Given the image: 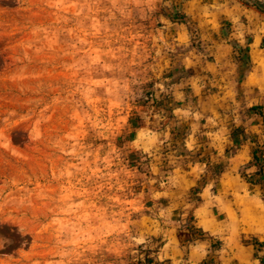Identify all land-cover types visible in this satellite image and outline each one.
I'll list each match as a JSON object with an SVG mask.
<instances>
[{"label": "rangeland", "instance_id": "374dc122", "mask_svg": "<svg viewBox=\"0 0 264 264\" xmlns=\"http://www.w3.org/2000/svg\"><path fill=\"white\" fill-rule=\"evenodd\" d=\"M262 231L264 0H0V264H263Z\"/></svg>", "mask_w": 264, "mask_h": 264}, {"label": "crops", "instance_id": "0c3cea01", "mask_svg": "<svg viewBox=\"0 0 264 264\" xmlns=\"http://www.w3.org/2000/svg\"><path fill=\"white\" fill-rule=\"evenodd\" d=\"M215 16H217V23L222 20H227L228 22L232 23V29L237 28L236 21H234L236 19L233 17L234 15L227 16L226 13L225 15H219L218 11L215 10ZM218 26L221 27L222 25L220 24ZM236 34L237 32L233 33L234 37H236ZM237 42L240 43L241 41L238 40ZM247 46L250 47V44H248ZM222 47L227 48L228 46ZM210 213L211 212L208 211V214L206 216H202L197 219V227L205 234V237H207L208 240H210L212 243H215V217L211 216ZM253 236L257 238L259 244H264V231H262L261 233H253ZM179 245V240H177V243H175L174 239L164 245V248H166L167 246V249L165 250L167 252L166 258L172 259L176 264H180L181 261L182 264H200L203 260L207 259V256H209L211 252V250H209L211 244L205 245V239L194 240L189 246H187L186 250L185 247H179ZM261 247L264 249V245ZM217 253H220V250ZM227 255L231 254L227 252ZM233 255L235 256V260L239 264L240 260H245L246 262H249L251 264H261L260 260L256 256H254L253 245L238 247L236 251L233 252ZM217 260L219 261V264L232 263V258L228 256L225 257L224 255H220Z\"/></svg>", "mask_w": 264, "mask_h": 264}, {"label": "bare ground", "instance_id": "6f19581e", "mask_svg": "<svg viewBox=\"0 0 264 264\" xmlns=\"http://www.w3.org/2000/svg\"><path fill=\"white\" fill-rule=\"evenodd\" d=\"M163 33H160V35H162ZM163 37V35L161 36V38Z\"/></svg>", "mask_w": 264, "mask_h": 264}, {"label": "trees", "instance_id": "16d2710c", "mask_svg": "<svg viewBox=\"0 0 264 264\" xmlns=\"http://www.w3.org/2000/svg\"><path fill=\"white\" fill-rule=\"evenodd\" d=\"M264 264V263H263Z\"/></svg>", "mask_w": 264, "mask_h": 264}]
</instances>
